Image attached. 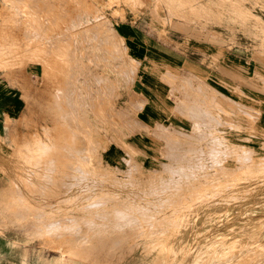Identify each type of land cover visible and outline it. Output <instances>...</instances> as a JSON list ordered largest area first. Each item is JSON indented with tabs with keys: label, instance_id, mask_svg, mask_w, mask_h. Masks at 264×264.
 Wrapping results in <instances>:
<instances>
[{
	"label": "rangeland",
	"instance_id": "rangeland-1",
	"mask_svg": "<svg viewBox=\"0 0 264 264\" xmlns=\"http://www.w3.org/2000/svg\"><path fill=\"white\" fill-rule=\"evenodd\" d=\"M0 3L3 52L42 72L0 133V252L264 264V0ZM223 42L256 70L228 67Z\"/></svg>",
	"mask_w": 264,
	"mask_h": 264
},
{
	"label": "crops",
	"instance_id": "crops-1",
	"mask_svg": "<svg viewBox=\"0 0 264 264\" xmlns=\"http://www.w3.org/2000/svg\"><path fill=\"white\" fill-rule=\"evenodd\" d=\"M6 16L7 12L2 9V4L0 3V18ZM255 17L263 22V10H261L260 14L256 12ZM202 27L207 32H211L208 28V22H202L201 25L195 26V28L192 26V29L188 32L198 33L203 29ZM5 29L6 25L0 19V34L2 32L5 33ZM180 31L181 33H187L184 30ZM190 37L194 39L193 36ZM4 41L5 39L0 38V133H5L13 124L22 120L24 114L29 111L30 98L33 96L32 89L35 87L34 82L42 74L39 64L30 63L26 66L25 70L23 67L18 66L17 60H13V58H10L3 52V49L6 48ZM201 42L207 43L208 45L211 43L206 38ZM208 45V48H216L215 43L211 44L212 47ZM218 48L223 49L222 60L230 68L233 67L247 72L255 68L252 67L253 65L259 64L260 60H257L258 57L256 58L254 56L255 52H252L246 45H230L227 42H223L222 46H218ZM7 65L8 67H5ZM1 251L4 252H0V264H19V261H17L18 254L16 252H8L11 250H8L7 247ZM31 264H35V261H32Z\"/></svg>",
	"mask_w": 264,
	"mask_h": 264
}]
</instances>
